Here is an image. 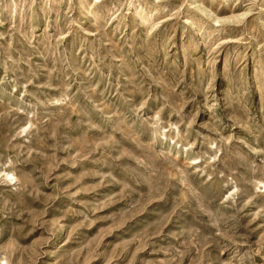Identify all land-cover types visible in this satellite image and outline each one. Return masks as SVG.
Instances as JSON below:
<instances>
[{"label":"rangeland","instance_id":"obj_1","mask_svg":"<svg viewBox=\"0 0 264 264\" xmlns=\"http://www.w3.org/2000/svg\"><path fill=\"white\" fill-rule=\"evenodd\" d=\"M0 264H264V0H0Z\"/></svg>","mask_w":264,"mask_h":264}]
</instances>
